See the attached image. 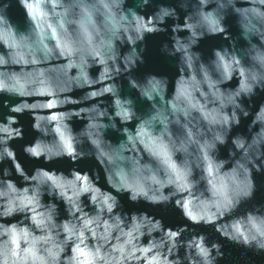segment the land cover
Masks as SVG:
<instances>
[{
  "label": "clouds",
  "instance_id": "1",
  "mask_svg": "<svg viewBox=\"0 0 264 264\" xmlns=\"http://www.w3.org/2000/svg\"><path fill=\"white\" fill-rule=\"evenodd\" d=\"M261 174L264 0H0V264H264Z\"/></svg>",
  "mask_w": 264,
  "mask_h": 264
},
{
  "label": "water",
  "instance_id": "2",
  "mask_svg": "<svg viewBox=\"0 0 264 264\" xmlns=\"http://www.w3.org/2000/svg\"><path fill=\"white\" fill-rule=\"evenodd\" d=\"M166 2L174 3V0H166ZM17 18L22 20V14L17 13ZM227 22L231 24L232 19H230ZM231 30L233 34H236V29L234 26ZM166 39L167 36L165 34L147 37L146 51L144 52L145 62L137 69L136 74L138 76H143L147 73H155L158 75H168L169 77H172L176 74L173 61L162 55L160 52L161 44ZM223 43H226V41H222L219 37L206 39L201 42L200 50L205 54V56H208L212 48L219 47ZM22 122L25 124L26 127V137L30 138V136L32 135L30 133V130H28L30 121L25 116L22 118ZM75 127L79 128L80 125L76 124ZM240 131H243V126L240 129ZM112 138L114 140L116 139L114 135ZM17 150L19 151V148ZM221 155L222 156L227 155L225 149H221ZM33 163H38V162L29 161L26 163V166H31ZM81 164L83 167H93L94 161H82ZM60 166L65 168L70 167L67 161L61 162ZM254 179L256 181L257 191L255 193V199L253 202L255 203L264 202V174L255 175ZM129 207H133V206H129ZM152 211L157 212V214H161L159 209H152ZM166 220L169 223H183V221L179 219V214L174 212H169L166 216ZM203 230L210 232V229H203ZM221 243L224 245V252H225V257L224 260L222 261V264H262L261 257L253 256L251 253H249L247 256H242L241 254L243 251L242 249L229 244L227 241H221Z\"/></svg>",
  "mask_w": 264,
  "mask_h": 264
}]
</instances>
